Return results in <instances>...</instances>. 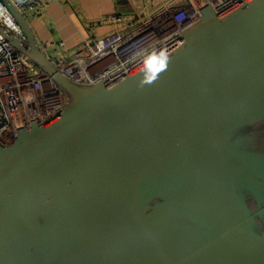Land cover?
<instances>
[{"label": "water", "instance_id": "water-1", "mask_svg": "<svg viewBox=\"0 0 264 264\" xmlns=\"http://www.w3.org/2000/svg\"><path fill=\"white\" fill-rule=\"evenodd\" d=\"M3 2L67 102L0 146V264H264V0L203 6L109 82L65 77Z\"/></svg>", "mask_w": 264, "mask_h": 264}, {"label": "built area", "instance_id": "built-area-1", "mask_svg": "<svg viewBox=\"0 0 264 264\" xmlns=\"http://www.w3.org/2000/svg\"><path fill=\"white\" fill-rule=\"evenodd\" d=\"M8 1L27 18L29 13L41 15L52 0ZM240 1L186 0L182 4L166 6L140 22L129 23L124 31L101 38H84L78 49L49 58L70 80L109 82L176 45L182 31L198 19L203 6L210 5L216 12L224 13ZM123 19L121 15L114 18L118 22ZM0 22L24 38L3 0H0ZM66 102L65 91L0 35V146L13 140L20 129H29L33 122L44 123L56 116Z\"/></svg>", "mask_w": 264, "mask_h": 264}, {"label": "crops", "instance_id": "crops-1", "mask_svg": "<svg viewBox=\"0 0 264 264\" xmlns=\"http://www.w3.org/2000/svg\"><path fill=\"white\" fill-rule=\"evenodd\" d=\"M186 0H57L50 1L42 14L27 15L41 46L51 58L71 52L84 38H101L124 31L131 22L155 15L166 6ZM124 16L120 22L115 16ZM67 54V53H66Z\"/></svg>", "mask_w": 264, "mask_h": 264}]
</instances>
